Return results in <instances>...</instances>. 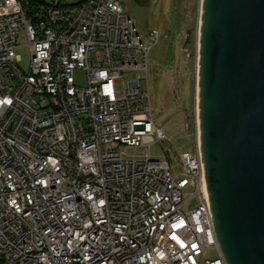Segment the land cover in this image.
<instances>
[{
	"label": "built area",
	"instance_id": "2783aa9c",
	"mask_svg": "<svg viewBox=\"0 0 264 264\" xmlns=\"http://www.w3.org/2000/svg\"><path fill=\"white\" fill-rule=\"evenodd\" d=\"M22 32L28 71L16 53ZM158 39L141 36L119 0H0V264H228L198 112L182 174L168 151L151 155L172 141L152 114L149 55ZM210 250L217 258L203 260Z\"/></svg>",
	"mask_w": 264,
	"mask_h": 264
},
{
	"label": "water",
	"instance_id": "95a60500",
	"mask_svg": "<svg viewBox=\"0 0 264 264\" xmlns=\"http://www.w3.org/2000/svg\"><path fill=\"white\" fill-rule=\"evenodd\" d=\"M200 30V146L216 234L228 264H264V0H205Z\"/></svg>",
	"mask_w": 264,
	"mask_h": 264
},
{
	"label": "rangeland",
	"instance_id": "374dc122",
	"mask_svg": "<svg viewBox=\"0 0 264 264\" xmlns=\"http://www.w3.org/2000/svg\"><path fill=\"white\" fill-rule=\"evenodd\" d=\"M44 1L54 4L58 0ZM82 1L60 0V3L75 6ZM119 1L125 13L135 20L141 36L147 38L150 32L159 34L149 55L148 84L153 118L172 141L165 140L155 144L151 148V155L155 159H163L167 158L168 151L174 174H182L179 156L183 153H195L193 116L195 111L199 114L197 103L203 0ZM27 43L22 32L16 53L21 58L20 67L24 71L29 70L31 61V49ZM75 78L79 85L86 86L84 72H76ZM131 78L129 73L125 74V81ZM146 152V149L128 151L130 156H140ZM197 204L198 201L194 198L186 205L185 211L195 208ZM215 258L217 253L210 250L203 260Z\"/></svg>",
	"mask_w": 264,
	"mask_h": 264
},
{
	"label": "bare ground",
	"instance_id": "6f19581e",
	"mask_svg": "<svg viewBox=\"0 0 264 264\" xmlns=\"http://www.w3.org/2000/svg\"><path fill=\"white\" fill-rule=\"evenodd\" d=\"M204 5H205V0H203V9H202V13H201V23H200V25L202 26V23H203V13H204ZM201 33V37H200V39H201V43H200V60H199V67L201 66L202 67V65H201V62H202V47H203V34H202V31L200 32ZM201 67H200V70H199V72H200V76H201ZM200 76H199V82H198V85H199V87H198V97H199V102H200V104H201V86H200ZM198 104L199 103H197V107H198ZM200 104H199V112L201 111V106H200ZM198 116H199V114H198ZM199 119H201V112H200V118ZM201 121V120H200Z\"/></svg>",
	"mask_w": 264,
	"mask_h": 264
},
{
	"label": "trees",
	"instance_id": "16d2710c",
	"mask_svg": "<svg viewBox=\"0 0 264 264\" xmlns=\"http://www.w3.org/2000/svg\"><path fill=\"white\" fill-rule=\"evenodd\" d=\"M37 1L38 0H27V2H29V5H35Z\"/></svg>",
	"mask_w": 264,
	"mask_h": 264
}]
</instances>
